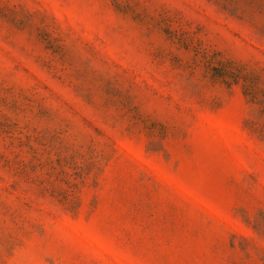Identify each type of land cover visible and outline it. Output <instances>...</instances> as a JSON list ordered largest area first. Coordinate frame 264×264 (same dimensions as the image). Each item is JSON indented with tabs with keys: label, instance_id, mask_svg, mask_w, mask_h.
Returning <instances> with one entry per match:
<instances>
[{
	"label": "rangeland",
	"instance_id": "1",
	"mask_svg": "<svg viewBox=\"0 0 264 264\" xmlns=\"http://www.w3.org/2000/svg\"><path fill=\"white\" fill-rule=\"evenodd\" d=\"M0 264H264V0H0Z\"/></svg>",
	"mask_w": 264,
	"mask_h": 264
}]
</instances>
